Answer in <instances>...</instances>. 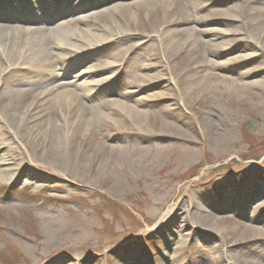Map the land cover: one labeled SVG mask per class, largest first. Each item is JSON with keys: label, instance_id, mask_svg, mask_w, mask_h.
<instances>
[{"label": "rangeland", "instance_id": "obj_1", "mask_svg": "<svg viewBox=\"0 0 264 264\" xmlns=\"http://www.w3.org/2000/svg\"><path fill=\"white\" fill-rule=\"evenodd\" d=\"M260 24L264 0H0V26L74 34L56 71L26 73L24 123L0 110V264H264ZM60 134L68 167L42 146ZM202 194L218 233L164 228Z\"/></svg>", "mask_w": 264, "mask_h": 264}, {"label": "bare ground", "instance_id": "obj_2", "mask_svg": "<svg viewBox=\"0 0 264 264\" xmlns=\"http://www.w3.org/2000/svg\"><path fill=\"white\" fill-rule=\"evenodd\" d=\"M232 1L233 0H225ZM251 8V7H250ZM227 24V22H225ZM230 23H228L229 25ZM257 34L256 37L260 40L263 38L264 35V24L257 26ZM74 34L70 32H62L61 26H56L52 28L47 27H37V28H25L20 26H8L2 25L0 26V70H2V65L5 61H9L10 65L4 68V73L2 75V80H4L3 84V91L0 92V97L2 95L6 97L7 103L0 105V110L4 109L8 119L12 121L14 124H21L24 123L21 115L24 112L25 104L20 105L21 99H27L29 95H34V84L27 79V72L46 76L48 73H53L56 66V61L53 58V47H65L67 46L64 37H73ZM121 36H117V39H120ZM220 36V35H219ZM116 39V40H117ZM93 41H89L92 43ZM122 42V41H121ZM127 44V42L125 43ZM135 44H130L126 47H120V55L124 54L126 51H131L134 49ZM18 73H22L18 78L12 79V77ZM54 75V74H53ZM150 75L140 73L138 75V79L140 81H150ZM153 76V75H152ZM56 77V76H52ZM33 77L31 78V80ZM37 80L39 89L43 90L47 88L50 84V80H44V78ZM58 87V86H57ZM46 96L52 94V87L47 88ZM72 96V92L70 90L62 91L55 94L56 99L63 98L67 100L69 97ZM30 107V106H29ZM87 107V106H86ZM85 105H80L82 110L87 109ZM90 106L89 108H91ZM29 108L25 110V114H27ZM93 118H96L101 115L99 109L93 110L91 112ZM20 130L23 132L25 129L21 126ZM25 132V131H24ZM144 134V133H143ZM145 135V134H144ZM4 134L0 132V142L5 141ZM1 144V143H0ZM64 142L63 135L60 134V138L53 137L51 139H46L42 141V146L44 151L47 154H59L62 151H66L67 155L61 154L58 156L57 160H59V165H63L68 167V165L72 158V147L70 144L67 146ZM222 144V143H221ZM3 145V144H2ZM0 145V147L2 146ZM68 147V148H67ZM122 149L116 148H106L104 151L105 158L112 163L115 159L121 156V159H132V157H128V154H122ZM9 153H12L8 149H4V155L9 156ZM12 166L6 164V162H0V170L2 172H9L13 170ZM212 198L205 194H202L193 204L190 210L187 211L186 216L176 217L175 219H169L166 223H164V228L172 229V227L183 229L189 225H192L195 228L204 229L207 231L211 229V231H215L218 233V229H220V219L217 218L212 212V209L208 206L206 207V203L211 201ZM248 214L251 213L250 210L253 207L252 205L248 204ZM250 207V208H249ZM191 219L194 221V224L191 223ZM247 230H250L255 233H259L261 229L259 227L253 226L250 224L249 226H245ZM229 245V244H228ZM233 245V244H232Z\"/></svg>", "mask_w": 264, "mask_h": 264}]
</instances>
